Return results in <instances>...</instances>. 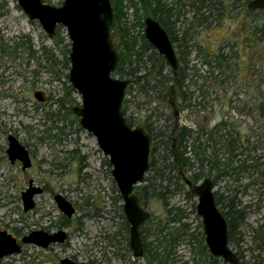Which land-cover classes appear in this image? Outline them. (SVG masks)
<instances>
[{"label":"rangeland","instance_id":"374dc122","mask_svg":"<svg viewBox=\"0 0 264 264\" xmlns=\"http://www.w3.org/2000/svg\"><path fill=\"white\" fill-rule=\"evenodd\" d=\"M194 1L164 0L165 5L173 8L165 16V22L176 38L175 53L180 46L182 60L192 69L189 73L195 75L198 71L201 75L199 79L193 77L187 81L183 100L174 98L179 113L177 126L194 131L203 126L211 129L228 118L241 135V158L261 165L264 163V116L257 111L250 112L247 100L259 97L264 90V12L247 11V0H215L221 3L217 6L220 16L209 19L208 27H199L200 17L195 5L192 6ZM43 2L58 7L63 0ZM124 6L126 23L133 25L131 10L128 4ZM134 25L130 28L131 34L136 37L143 34L144 26L141 30ZM55 37L62 39L59 48L54 47ZM111 40L116 47L117 39ZM42 47L48 53H42ZM69 48L63 27L49 38L37 21L28 20L16 0H0V230L18 242L32 231H64L68 236L65 244L47 249L22 245V252L1 264H59L64 258L85 264H144L142 260L120 261L116 252L122 251L123 240L117 238L119 249H116L109 247V240L105 238L119 232L123 220L118 208L121 206L122 210L123 203L111 177L108 158L99 150L95 138L79 128L73 113V108L81 105V98L68 82L69 70L60 62L62 52ZM219 53L226 58L221 69L224 75L214 81L211 73L217 74L215 63L208 67L203 65V60L210 61ZM52 54L50 64L47 57ZM37 92L42 93L43 102L34 98ZM202 99H205L202 108H194ZM146 100L135 88L132 95L125 97V117H132L137 126L149 117L157 129L167 126L168 131L172 130L176 126L173 118L170 116L165 122L162 115L173 112L167 102L156 99L148 105ZM8 135L16 137L29 151L32 161L29 169L22 170L19 163H9ZM256 167L249 172L225 176L215 188L218 193L234 196L237 209L245 214L235 241L229 244L241 257L239 264H252L256 256H264L252 238L253 229L264 227V165ZM29 182L43 189V193L34 197V208L25 213L21 192L28 188ZM58 194L75 208L69 223L60 218L62 214L54 202ZM169 204L189 212L186 222L191 231L197 234L202 229L199 218L190 213L191 202L183 193L171 196ZM145 208L155 220L165 215V208L155 199H150ZM173 257L175 264H198L205 260L197 248L186 245L180 246Z\"/></svg>","mask_w":264,"mask_h":264},{"label":"trees","instance_id":"16d2710c","mask_svg":"<svg viewBox=\"0 0 264 264\" xmlns=\"http://www.w3.org/2000/svg\"><path fill=\"white\" fill-rule=\"evenodd\" d=\"M249 1L247 0V2ZM124 3L128 4V8L131 10L133 25L136 24L142 30L144 20L150 17L157 20L162 26L174 48V44L176 43L173 31L168 29L163 22V17L168 15L173 8L165 5L163 0H111L114 12V27L110 31V37L111 39L114 37L117 39V46L114 48L118 54V65L113 76L130 80L125 97L132 95V92L137 88V92L142 97H146V103L148 105L154 103L156 99L165 103L167 102L166 104L169 106L176 105L171 102L174 100L173 98H181L183 100L186 97L185 88H187V81H191L189 79L193 80V77L199 79L201 75H198V71H195V75L189 73L192 69L182 60L184 57H182L183 54L180 46L176 48L177 68L172 70L145 40L143 34L140 33L138 37L133 36L130 28L135 27V25H127V14L124 12ZM220 4V2L215 0H195L193 2L192 6L195 5L197 9L196 14L200 17V20H198L199 27H208L210 25L209 19H216L220 16V11L217 8ZM53 41L55 48H59L62 44L61 38L55 37ZM41 51L44 54L48 53V50L44 47L41 48ZM68 55L69 50L63 51L62 60L60 61L66 70H69ZM52 59L53 54L47 57V61L50 64L53 63ZM182 61L185 62H183V66L181 65ZM212 62L215 63L214 67L218 69L215 76H213V72L211 73L212 78L216 81L221 75H224V71L221 69H223L226 58L222 53H219L211 57L210 61L203 60V65L210 67ZM202 78L205 80L211 77ZM214 84L216 83L214 82ZM208 85L210 84L208 83ZM170 90H173L175 96L170 94ZM199 90H201V87H199ZM260 94L256 98L248 97L247 106L250 107V112L257 111L260 116H264V90ZM202 95L205 97L204 93ZM167 97L170 99L168 100ZM204 100L202 99L201 102L193 105V107L200 106L202 108L201 106ZM255 101H258L257 106H253ZM125 106L126 102L124 99L122 112L126 123L132 128L141 127L148 132L146 126L147 119L140 126H137V123H135L132 117H125ZM188 106L191 107L192 105L189 103ZM162 115L163 117L165 116V122L169 121L171 116L176 128L174 127L168 131L167 126H165L162 130L152 129L149 131L151 134L148 132L150 137L149 168L143 183L134 189L139 203L143 208L146 207L150 199L161 202L165 208L163 218L155 220L150 216L149 220L140 227V238L143 243L144 252L143 258L146 264H175V258L173 256H175L180 246L186 245L197 248L199 254L204 256L205 260L203 263L201 261L198 264H204L208 261V264H220L216 258L211 257L209 254L204 243L202 232L199 231L195 234L189 228L186 222L189 218V212L180 207L170 206L169 204L171 196L179 192L190 195L186 191L185 184L179 176V170L182 169L183 173L188 175L189 180L196 182L202 178L203 173L206 171L207 173L213 172L215 176L219 175L221 171L226 170L227 173L225 175L232 176L238 171L249 172L250 168H253L255 165L258 168V166L264 165V163L260 165L256 161L250 162L248 158H241V135L235 130L237 126H234L228 118L212 127L211 131L204 127H199L198 130L194 131L184 126L178 127L173 113H170L169 116L166 114ZM172 136L176 139L175 148ZM107 164L109 165L108 162ZM195 170H198V172H193ZM114 190L116 192L115 188ZM117 198L119 199L118 196ZM186 200L191 202L190 207L192 210L190 213L194 214L195 203L192 202L190 197H187ZM216 202H218L217 199ZM222 208L223 211L221 212L228 226L227 241L229 245L235 241L234 236L238 233L237 230L239 227L244 223L245 214L242 210L237 209L238 203L235 201L234 196H230L226 205ZM118 210L123 220L121 228L119 232H116L112 236L108 234L105 238L109 240V247L115 248L119 247V240H123L122 251L129 252L127 248L128 225L122 213L121 206H119ZM60 218L65 223L70 222V219L63 215ZM118 237L119 240L117 239ZM252 238L256 248L263 252L264 227L262 225L252 230ZM252 264H264V256H256Z\"/></svg>","mask_w":264,"mask_h":264},{"label":"water","instance_id":"95a60500","mask_svg":"<svg viewBox=\"0 0 264 264\" xmlns=\"http://www.w3.org/2000/svg\"><path fill=\"white\" fill-rule=\"evenodd\" d=\"M17 5L30 21H37L49 38L55 36L56 28L63 27L70 43L68 82L81 98V105L73 108L80 129L90 133L99 150L108 158L111 177L122 199V213L128 224L129 248L134 258L143 254L140 227L150 217L139 203L135 187L143 183L149 168L150 140L141 127H130L124 118L122 105L129 79L113 76L118 65V54L110 37L114 27L111 0H63L60 6H52L43 0H16ZM246 8L264 10V0H250ZM143 36L165 63L175 70L177 56L173 45L157 20H144ZM41 102V93L34 94ZM11 162L18 160L22 169L31 167L28 151L14 137H8L6 150ZM186 184L191 187L188 180ZM197 197L196 213L201 219L204 243L211 257L225 264H239L237 254L227 241V223L216 207L212 195V183L205 179L191 187ZM42 194L41 188L32 186L21 193L23 211L35 206L34 197ZM60 213L71 218L74 207L61 195L54 197ZM64 231L48 233L32 231L23 236L22 244L46 249L50 245L63 244ZM21 246L16 238L0 230V259L19 254ZM60 264L76 263L68 258Z\"/></svg>","mask_w":264,"mask_h":264},{"label":"flooded vegetation","instance_id":"af4514ba","mask_svg":"<svg viewBox=\"0 0 264 264\" xmlns=\"http://www.w3.org/2000/svg\"><path fill=\"white\" fill-rule=\"evenodd\" d=\"M163 2H164V0H163ZM248 3V2H247ZM247 5V4H246ZM171 8V7H170ZM247 9V8H246ZM247 11H249V12H252V13H256V12H264V10H256V11H251V10H248L247 9ZM170 15V13L168 14V15H166V17H168ZM165 16L163 17V22H164V24H166V22H165V18H166ZM162 27V26H161ZM57 29V28H56ZM55 34H56V32H55ZM41 93V92H40ZM170 94H173L174 95V93H173V90H170ZM34 96V95H33ZM41 97H42V101L41 102H43V96H42V93H41ZM35 98V97H34ZM36 99V98H35ZM170 98L168 97V100H169ZM174 99V98H173ZM37 100V99H36ZM174 101L175 100H172V102L171 103H174ZM39 102V101H38ZM171 107V109H172V113H173V117L174 118H177V116H178V112H177V109H176V105H171L170 106ZM163 118H165V116L163 117ZM146 126H147V130H148V132L149 131H151L152 129H154V128H156L155 126H154V123H152L151 121H150V118L149 117H147V120H146ZM181 127H183V126H181ZM184 127H186V126H184ZM204 127V126H203ZM176 128V127H175ZM178 128V127H177ZM205 129H208L206 126L204 127ZM143 129V128H142ZM157 129V128H156ZM159 130V129H158ZM208 130H212V128L211 129H208ZM143 131L148 135V137H149V134H148V132L146 131V130H144L143 129ZM150 133V132H149ZM151 134V133H150ZM172 135H174V134H172ZM9 136H12V135H8V137ZM8 137H7V143H8ZM12 137H14V136H12ZM173 137V140H174V148H175V142H176V139H175V137L174 136H172ZM15 139H16V137H14ZM208 138V137H207ZM206 139V138H205ZM17 140V139H16ZM149 140H150V137H149ZM19 142V141H18ZM20 143V142H19ZM21 144V143H20ZM22 145V144H21ZM23 146V145H22ZM24 147V146H23ZM7 148H8V146H7ZM25 148V147H24ZM26 149V148H25ZM7 150V149H6ZM27 150V149H26ZM28 151V150H27ZM28 154H29V157H30V153H29V151H28ZM6 155H7V153H6ZM149 156H150V154H149ZM7 159H8V161H9V163L11 164V165H14V164H16V163H19L20 165H21V169H22V164H21V162L20 161H18V160H15L14 162H11L10 160H9V158H8V155H7ZM30 160H31V157H30ZM31 165H32V161H31ZM23 170V169H22ZM26 170V169H25ZM193 172H198V170H195V171H193ZM225 173H227V171L225 170V171H221V173L219 174V175H213V172H211V173H207V171L206 172H204L203 174V176H202V178L201 179H199L198 181H196V182H192L191 180H189L188 179V175H186V174H184L183 173V171H182V169H180L179 170V176H180V178L182 179V182L185 184V188H186V191H188L189 193H190V195L188 196L186 193L184 194V196H185V198L187 199V197H190V199L192 200V202L193 203H195V214H196V216L198 217V215H197V213H196V206H197V202H198V200H197V197H196V195L192 192V190H191V187H193V186H195V185H199V184H201V182L203 181V180H205V179H209L210 181H211V183H212V195H213V199H214V203H215V205H216V207L218 208V210L220 211V213H221V215H222V217L224 218V216H223V214H222V212L221 211H223V206H225L226 205V203H227V201L229 200V196H226V195H224V193H218V192H216L215 191V188H216V186H217V182L219 181V180H223V178L225 177V176H228V174L227 175H225ZM190 175V174H189ZM185 180H188L189 182H190V184H191V187H189L188 186V184H186V182H185ZM42 190V193H43V189H41ZM22 193V192H21ZM218 200V202H216V199ZM73 206V205H72ZM74 207V206H73ZM143 208V207H142ZM145 209V208H144ZM74 210H75V208H74ZM146 211H147V209H145ZM147 212H149V211H147ZM75 214V213H74ZM149 214H150V212H149ZM151 216V215H150ZM72 218V217H71ZM150 218V217H149ZM199 219V223L202 225V223H201V219H200V217H198ZM68 219H70V218H68ZM225 219V218H224ZM126 220V219H125ZM225 221H226V219H225ZM127 223V222H126ZM226 223H227V221H226ZM128 225V224H127ZM227 229H228V226H227ZM199 231H201L202 232V234H203V230L202 229H200ZM57 232V231H56ZM48 233H50V232H48ZM54 233V232H53ZM227 235H228V230H227ZM13 237V236H12ZM203 237H204V235H203ZM67 239H68V236H67V234H66V240L64 241V243L63 244H65L66 242H67ZM17 240V239H16ZM20 240H21V238H20ZM20 240H19V242H18V240H17V242H18V244H20V246H22V245H26V244H22L21 242H20ZM143 244V243H142ZM62 245V244H61ZM50 246H52V245H50ZM49 246V247H50ZM48 247V248H49ZM113 248H115V247H113ZM127 248H128V251L129 252H124V251H120V250H118V251H120V252H116V257L120 260V261H122V262H125V261H128L129 263L132 261V262H138V261H145V259L143 258V256H144V252H143V254H142V256L140 257V258H134L133 257V254H132V252H131V250H130V248H129V242H128V238H127ZM47 249V248H46ZM116 249H118V248H116ZM20 252H22V247H21V251ZM12 256V255H11ZM11 256H8V257H5V258H2V259H0V264L3 262V261H5V260H8ZM239 259V258H238ZM73 262H76V261H73ZM76 263H78V262H76ZM59 264H60V261H59ZM131 264V263H130ZM144 264H146V262H144Z\"/></svg>","mask_w":264,"mask_h":264}]
</instances>
